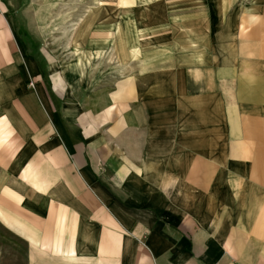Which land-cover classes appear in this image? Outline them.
<instances>
[{"label":"crops","instance_id":"0c3cea01","mask_svg":"<svg viewBox=\"0 0 264 264\" xmlns=\"http://www.w3.org/2000/svg\"><path fill=\"white\" fill-rule=\"evenodd\" d=\"M59 3L0 0V264H264V0Z\"/></svg>","mask_w":264,"mask_h":264},{"label":"rangeland","instance_id":"374dc122","mask_svg":"<svg viewBox=\"0 0 264 264\" xmlns=\"http://www.w3.org/2000/svg\"><path fill=\"white\" fill-rule=\"evenodd\" d=\"M76 1H78V0H60V3L55 6L54 12L60 14L61 18H60V20H58L54 23H50V27H48V30H60V31L68 30L70 28V26L72 25V22L64 21L65 18H68V16H70L71 14L80 15V14L85 13L86 10H90V5H89L90 1H89V3H87L86 6H84V5L80 6L79 4L76 5V3H78V2L84 3L85 0H80L78 2H76ZM91 1L97 2V0H91ZM46 24L49 25V23H46ZM55 36L57 37L58 34L56 33ZM48 37H47V39H45V43H47L46 44L47 47H50L51 46L50 41L53 38H48ZM60 41H61L60 44L62 46H64L65 43H64L63 39H61ZM61 56H62V58H64L63 55H61Z\"/></svg>","mask_w":264,"mask_h":264}]
</instances>
